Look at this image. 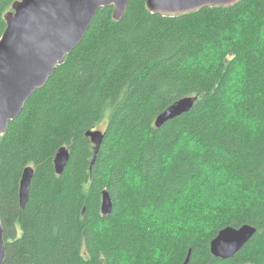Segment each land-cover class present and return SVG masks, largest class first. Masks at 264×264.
<instances>
[{
	"label": "trees",
	"instance_id": "1",
	"mask_svg": "<svg viewBox=\"0 0 264 264\" xmlns=\"http://www.w3.org/2000/svg\"><path fill=\"white\" fill-rule=\"evenodd\" d=\"M15 1L0 0V40ZM146 3L131 0L120 22L102 8L0 137L4 264H185L190 252L188 264H264V0L177 17ZM185 97L198 98L194 109L157 129L158 115ZM99 130L93 163L86 133ZM63 146L71 158L58 175ZM212 166L237 197L201 227L186 216L199 203L183 195ZM28 167L35 176L22 208ZM104 190L113 200L106 217ZM178 199L179 226H148L147 211ZM246 224L257 234L233 259L211 254L220 230Z\"/></svg>",
	"mask_w": 264,
	"mask_h": 264
},
{
	"label": "water",
	"instance_id": "2",
	"mask_svg": "<svg viewBox=\"0 0 264 264\" xmlns=\"http://www.w3.org/2000/svg\"><path fill=\"white\" fill-rule=\"evenodd\" d=\"M243 0H147L150 13L177 17L205 8L232 7ZM131 0H18L5 14L6 30L0 40V137L7 133L9 123L17 119L32 95L43 89L67 56L82 43L96 14L113 7V17L120 22ZM197 97L175 101L156 119V128L191 112ZM105 133L88 131L86 137L95 145L94 160L102 146ZM71 158L70 149L61 147L54 165L62 175ZM35 170L25 169L20 183V205L25 208L31 193ZM101 211L104 217L113 212V200L103 191ZM257 228L243 225L222 229L210 244L215 258L233 259L255 237ZM190 256L185 264L190 262ZM6 260L4 227L0 206V264Z\"/></svg>",
	"mask_w": 264,
	"mask_h": 264
},
{
	"label": "rangeland",
	"instance_id": "3",
	"mask_svg": "<svg viewBox=\"0 0 264 264\" xmlns=\"http://www.w3.org/2000/svg\"><path fill=\"white\" fill-rule=\"evenodd\" d=\"M105 125L106 123L101 125L100 128L103 130ZM222 177H224V174L221 171L216 170L214 166L208 167L201 177L197 181L191 182L186 189L183 197H192L199 203L197 207L194 204V212H191L192 214H186L193 224H199L201 227L210 224L209 218L213 211L218 207L230 204L231 201L236 199L237 193L232 190L235 187L234 184L231 182H222ZM102 196L103 191L101 201ZM179 202H181L180 199L169 202L161 209H150L147 211L144 219L147 217L148 226L154 228L155 226L158 228H173L179 226L180 220L183 219L182 213L184 211L182 206L179 205Z\"/></svg>",
	"mask_w": 264,
	"mask_h": 264
},
{
	"label": "bare ground",
	"instance_id": "4",
	"mask_svg": "<svg viewBox=\"0 0 264 264\" xmlns=\"http://www.w3.org/2000/svg\"><path fill=\"white\" fill-rule=\"evenodd\" d=\"M85 36H86V35H85ZM72 53H73V52H72ZM70 55H71V54H70ZM68 56H69V55H68ZM53 76H54V75H53ZM15 120H16V119H15ZM155 123H156V121H155ZM155 126H156V125H155ZM220 231H221V230H220ZM220 231H219V232H220ZM217 235H218V234H217Z\"/></svg>",
	"mask_w": 264,
	"mask_h": 264
}]
</instances>
